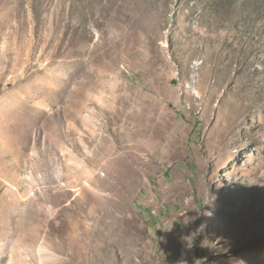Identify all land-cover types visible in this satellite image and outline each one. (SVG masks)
Returning <instances> with one entry per match:
<instances>
[{
    "label": "rangeland",
    "instance_id": "374dc122",
    "mask_svg": "<svg viewBox=\"0 0 264 264\" xmlns=\"http://www.w3.org/2000/svg\"><path fill=\"white\" fill-rule=\"evenodd\" d=\"M0 264H264V0H0Z\"/></svg>",
    "mask_w": 264,
    "mask_h": 264
}]
</instances>
